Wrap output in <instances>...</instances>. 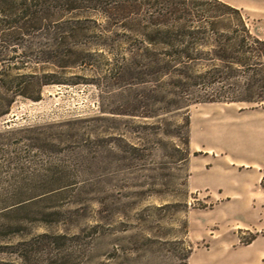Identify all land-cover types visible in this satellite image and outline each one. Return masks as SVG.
I'll return each instance as SVG.
<instances>
[{"label": "rangeland", "instance_id": "obj_1", "mask_svg": "<svg viewBox=\"0 0 264 264\" xmlns=\"http://www.w3.org/2000/svg\"><path fill=\"white\" fill-rule=\"evenodd\" d=\"M221 1L264 38V0ZM102 26L0 40V264H264V100L186 106L138 31ZM22 72L63 83L33 100Z\"/></svg>", "mask_w": 264, "mask_h": 264}, {"label": "trees", "instance_id": "obj_2", "mask_svg": "<svg viewBox=\"0 0 264 264\" xmlns=\"http://www.w3.org/2000/svg\"><path fill=\"white\" fill-rule=\"evenodd\" d=\"M207 1L229 12L214 7L208 9L214 12L198 10L203 3L195 0H0V34L7 31L0 40L20 44L24 35L51 26L62 29L65 38L73 39L79 34L76 27L86 31L102 25L132 29L146 42L149 68L156 75L167 76L168 85L184 92H197L186 106L264 100V38L252 33L240 9L221 0ZM92 12L102 14V22L89 16ZM103 39L100 43H104ZM4 59L0 55V61ZM4 74H0V81L8 76ZM50 76L17 73L14 92L38 100L43 85L63 83ZM11 102L8 100L7 105ZM174 103L179 105L181 101ZM8 109L2 106L0 116Z\"/></svg>", "mask_w": 264, "mask_h": 264}, {"label": "crops", "instance_id": "obj_3", "mask_svg": "<svg viewBox=\"0 0 264 264\" xmlns=\"http://www.w3.org/2000/svg\"><path fill=\"white\" fill-rule=\"evenodd\" d=\"M192 188V187H191ZM194 189V188H193Z\"/></svg>", "mask_w": 264, "mask_h": 264}]
</instances>
